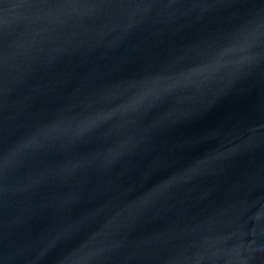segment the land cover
I'll return each instance as SVG.
<instances>
[{"label": "water", "instance_id": "obj_1", "mask_svg": "<svg viewBox=\"0 0 264 264\" xmlns=\"http://www.w3.org/2000/svg\"><path fill=\"white\" fill-rule=\"evenodd\" d=\"M0 264H264V0H0Z\"/></svg>", "mask_w": 264, "mask_h": 264}]
</instances>
